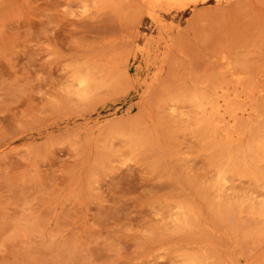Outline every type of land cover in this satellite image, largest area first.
<instances>
[{"label":"rangeland","instance_id":"374dc122","mask_svg":"<svg viewBox=\"0 0 264 264\" xmlns=\"http://www.w3.org/2000/svg\"><path fill=\"white\" fill-rule=\"evenodd\" d=\"M0 264H264V0H0Z\"/></svg>","mask_w":264,"mask_h":264},{"label":"clouds","instance_id":"9594fccd","mask_svg":"<svg viewBox=\"0 0 264 264\" xmlns=\"http://www.w3.org/2000/svg\"><path fill=\"white\" fill-rule=\"evenodd\" d=\"M83 11H84V12H87V9H84ZM71 15H73V16H74V15H76V13H75V12H73V13H71Z\"/></svg>","mask_w":264,"mask_h":264}]
</instances>
